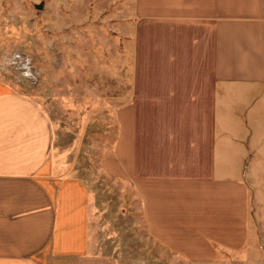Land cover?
Here are the masks:
<instances>
[{"label": "crops", "instance_id": "1", "mask_svg": "<svg viewBox=\"0 0 264 264\" xmlns=\"http://www.w3.org/2000/svg\"><path fill=\"white\" fill-rule=\"evenodd\" d=\"M108 1L119 57L74 85L117 128L103 171L186 263L264 264V0ZM58 138L0 79V264H118L90 252L89 193L54 160Z\"/></svg>", "mask_w": 264, "mask_h": 264}, {"label": "rangeland", "instance_id": "2", "mask_svg": "<svg viewBox=\"0 0 264 264\" xmlns=\"http://www.w3.org/2000/svg\"><path fill=\"white\" fill-rule=\"evenodd\" d=\"M115 8L108 0H0V79L53 118L59 134L54 160L81 178L89 193L90 252L118 264H188L147 233L130 185L103 171L100 153L117 130L99 118L109 106L103 94L74 91L83 78L100 74L107 53L119 57V45L111 49L112 39L119 44L120 38L111 22ZM15 54L31 61L36 78L24 79L9 66ZM113 69L119 71V60Z\"/></svg>", "mask_w": 264, "mask_h": 264}, {"label": "built area", "instance_id": "3", "mask_svg": "<svg viewBox=\"0 0 264 264\" xmlns=\"http://www.w3.org/2000/svg\"><path fill=\"white\" fill-rule=\"evenodd\" d=\"M9 66H11L16 72H18L22 78H36L33 72L31 61L24 55L15 54L9 60Z\"/></svg>", "mask_w": 264, "mask_h": 264}, {"label": "water", "instance_id": "4", "mask_svg": "<svg viewBox=\"0 0 264 264\" xmlns=\"http://www.w3.org/2000/svg\"><path fill=\"white\" fill-rule=\"evenodd\" d=\"M37 9H41V5H38V6H37Z\"/></svg>", "mask_w": 264, "mask_h": 264}]
</instances>
